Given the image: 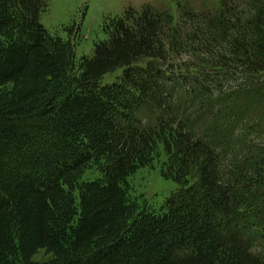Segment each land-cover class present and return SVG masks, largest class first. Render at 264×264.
Wrapping results in <instances>:
<instances>
[{
  "label": "trees",
  "instance_id": "obj_1",
  "mask_svg": "<svg viewBox=\"0 0 264 264\" xmlns=\"http://www.w3.org/2000/svg\"><path fill=\"white\" fill-rule=\"evenodd\" d=\"M242 4L129 8L77 59L49 0H0V264H264V117L217 91L264 76V0ZM156 166L158 210L129 183Z\"/></svg>",
  "mask_w": 264,
  "mask_h": 264
},
{
  "label": "rangeland",
  "instance_id": "obj_2",
  "mask_svg": "<svg viewBox=\"0 0 264 264\" xmlns=\"http://www.w3.org/2000/svg\"><path fill=\"white\" fill-rule=\"evenodd\" d=\"M223 0H49L50 8L47 13L41 16V24L53 35L68 39L76 37V56H92L94 46L100 41L107 39L103 31L105 23L109 20L122 16L125 10L132 7L139 11L144 6H151L156 10L168 11L175 15L178 20L182 17L184 10L198 13L199 15L213 14L218 11ZM233 5L242 3L245 0H228ZM180 5V8L178 7ZM175 64L192 61V57L182 55L172 58ZM120 72V71H119ZM115 75H107L103 83H111ZM257 77L251 79H236L220 87L217 91L228 93L221 98L225 103H229L230 97L236 99L244 115L247 117H257L260 112L264 117V76L257 84ZM239 89H241L239 91ZM183 90V89H182ZM185 91V90H184ZM220 92H216L217 97ZM222 93V94H223ZM236 93H240L237 99ZM214 97V98H215ZM187 105L186 107H188ZM188 116L196 121L201 112L195 106H189ZM257 111V112H256ZM255 112V113H254ZM225 115H223L224 117ZM219 117H222L220 114ZM202 132L200 129H197ZM252 137L258 141H264V128L254 131ZM209 139H213L212 134ZM97 174L87 173L83 181H92ZM130 193L140 204H145L151 209L158 210L165 199L175 192L179 186L172 180L165 179L160 169L145 168L139 170L129 179ZM263 249V247H262ZM52 258L46 250H41L33 257V261L44 263Z\"/></svg>",
  "mask_w": 264,
  "mask_h": 264
}]
</instances>
